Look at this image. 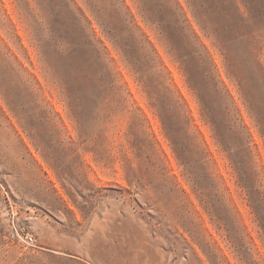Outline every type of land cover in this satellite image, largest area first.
Segmentation results:
<instances>
[{"label":"rangeland","instance_id":"1","mask_svg":"<svg viewBox=\"0 0 264 264\" xmlns=\"http://www.w3.org/2000/svg\"><path fill=\"white\" fill-rule=\"evenodd\" d=\"M143 1L0 0V264H264L251 197L157 29L188 56L220 132L231 127L264 209V19L252 20L260 69L246 40L228 44L227 62L203 30L201 18L230 38L217 0ZM100 21L147 68L151 97ZM82 36L110 74L99 92L74 89ZM207 56L219 78L204 76Z\"/></svg>","mask_w":264,"mask_h":264},{"label":"trees","instance_id":"2","mask_svg":"<svg viewBox=\"0 0 264 264\" xmlns=\"http://www.w3.org/2000/svg\"><path fill=\"white\" fill-rule=\"evenodd\" d=\"M138 1L144 3L143 0ZM258 1L259 2H256V0H245L244 7L246 8L248 13L246 14V11L242 10L239 0H217L220 12L225 14L232 22L230 38H228L226 33L224 32L226 30L225 27L223 28V30H212L208 23L204 22V18L200 19L203 22V30L206 32L208 37H214L216 47H218L221 50L222 54L225 55L227 62H229V57L226 52L228 44L246 40V42H248L250 46L251 55L254 52L257 53V49L259 50V53L256 54V63L260 69H263L260 62L263 43L259 46V42L256 40L258 37V32L253 30L252 27V20L253 22H255L257 19H264V0ZM256 5H260V10L257 12L255 8ZM176 6L179 9V5L177 3ZM141 12L143 17L147 16L145 8H142ZM206 12H208V10H206L205 13ZM131 18L133 17L131 16ZM100 24L106 31V33L110 35V37H112L113 41L119 45V48L124 53L126 60L133 67L138 83L142 86L148 96L151 97V82L148 79L149 74H147V68H144L142 62L130 52L129 46H127L126 44H122L116 30L108 28V25L104 21H100ZM152 25H154L153 21ZM137 29L139 30L138 27ZM157 29L159 34L169 42L167 44L169 54L184 68L185 77L191 91L200 97L202 116L205 122L211 127L213 138L215 139L218 147L221 148L227 155L229 162L236 171L239 179V186L243 190H246L248 195H250L251 198L249 201V206L252 208V211L255 215V222H258L259 227L264 232V209L262 206V202L252 196V191L255 186H248V180L251 181L253 172L248 168L247 164L245 163V158L241 156V152L236 148L234 150L229 142L230 138H228V135H230L231 133V127H229L227 133L225 132L226 136H224L220 132V130L223 129L217 122L216 116L213 112V108L210 107L208 103L203 99L200 86L197 84L198 73L188 67V56H183L182 52L178 49L177 44H174L175 38L173 34H167V32L161 30L159 26L157 27ZM85 42L88 43V47L84 46V49V47L80 45ZM147 43L150 44L149 41ZM88 49H90L94 55H89L90 50ZM207 57L210 63V70L206 72L204 76L210 78L209 76L214 77L215 75V78H219V75L215 71L216 67L214 63L209 56ZM70 59L73 60V64L70 65L71 76L76 79L75 82H78L77 87L74 89L78 93H89L95 91L99 92L106 87L105 84L107 83V81L109 82L111 80L110 74H108L107 70H105L103 64L104 59L101 51L92 40H89L88 38H84V36H82V38L78 40L77 46L75 48H72ZM230 75H232L233 77H237L234 71H231ZM90 82H93L94 86L90 85ZM250 109L251 111H254L252 106H250Z\"/></svg>","mask_w":264,"mask_h":264},{"label":"built area","instance_id":"3","mask_svg":"<svg viewBox=\"0 0 264 264\" xmlns=\"http://www.w3.org/2000/svg\"><path fill=\"white\" fill-rule=\"evenodd\" d=\"M10 224L11 228L17 232L18 238L24 245L33 248L40 246V238L35 233H32L26 226H21L16 215L10 217Z\"/></svg>","mask_w":264,"mask_h":264}]
</instances>
